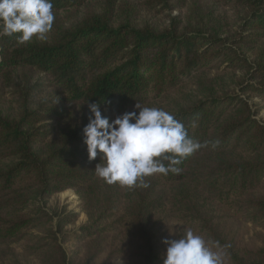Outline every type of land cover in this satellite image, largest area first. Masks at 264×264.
<instances>
[{
    "label": "trees",
    "instance_id": "16d2710c",
    "mask_svg": "<svg viewBox=\"0 0 264 264\" xmlns=\"http://www.w3.org/2000/svg\"><path fill=\"white\" fill-rule=\"evenodd\" d=\"M51 2L45 41L0 36V264H163L171 220L229 245L224 264H264V243L241 244L217 215L223 206L264 230V0ZM211 71L244 72L239 90ZM90 103L110 123L136 103L163 109L207 146L146 188L109 185L83 143ZM67 190L80 213H48Z\"/></svg>",
    "mask_w": 264,
    "mask_h": 264
},
{
    "label": "clouds",
    "instance_id": "9594fccd",
    "mask_svg": "<svg viewBox=\"0 0 264 264\" xmlns=\"http://www.w3.org/2000/svg\"><path fill=\"white\" fill-rule=\"evenodd\" d=\"M54 20L51 0H0V36L15 35L20 43L45 41ZM134 107L138 112L124 113L110 123L99 104H88L91 118L82 130L83 143L89 161L102 155L103 164H97L94 172L107 184L146 188L145 177L178 175L184 158L207 146L193 140L170 112L137 103ZM163 243V264H224L222 248L229 247L207 241L191 229L182 238Z\"/></svg>",
    "mask_w": 264,
    "mask_h": 264
},
{
    "label": "rangeland",
    "instance_id": "374dc122",
    "mask_svg": "<svg viewBox=\"0 0 264 264\" xmlns=\"http://www.w3.org/2000/svg\"><path fill=\"white\" fill-rule=\"evenodd\" d=\"M153 17V15H150ZM217 21L222 22L223 24H226L229 29L233 31L234 25V17L232 16L231 12L224 6H220L219 12L217 13ZM252 53H248L247 57H252L254 53L256 52V49H253L251 51ZM244 72H237L236 74L231 75L229 72L227 75L224 73H216L215 71H211L208 73V77H214V76H221L224 77V81L226 83L227 89H235V91H238V87L236 88V85L234 84V80L238 81ZM250 100L249 103H260L259 98L253 94L249 93L248 94ZM262 108L259 111V113L256 115V119L264 122V106L261 104ZM252 109H255L253 107ZM79 205V198L78 195L75 193L73 190H67L64 193L58 194L51 198L47 205L45 206V209L48 213L51 214L53 210H60V211H74L75 213H80V210L78 208ZM218 220L221 222V224L227 229L229 236L236 239L238 242L245 246H250V247H259L264 243V230L253 226L249 223L243 222L241 219L236 217L234 213L221 206L218 209ZM86 222V216L84 214H80L78 220L67 226L65 228V231H72L73 229L76 230L80 225L84 224ZM167 224V232L169 234L170 240L171 239H178L182 238L184 234L191 229L194 233L196 231L190 227L189 225L177 221V220H171ZM72 244L64 245L65 249H68ZM166 247V246H165ZM105 260V255L98 261L97 264H103ZM111 264H124L123 261L118 260V261H113Z\"/></svg>",
    "mask_w": 264,
    "mask_h": 264
}]
</instances>
